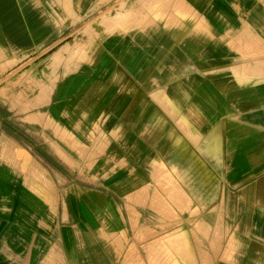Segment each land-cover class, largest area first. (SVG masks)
Returning a JSON list of instances; mask_svg holds the SVG:
<instances>
[{
    "label": "crops",
    "instance_id": "obj_1",
    "mask_svg": "<svg viewBox=\"0 0 264 264\" xmlns=\"http://www.w3.org/2000/svg\"><path fill=\"white\" fill-rule=\"evenodd\" d=\"M0 264H264V0H0Z\"/></svg>",
    "mask_w": 264,
    "mask_h": 264
},
{
    "label": "rangeland",
    "instance_id": "obj_2",
    "mask_svg": "<svg viewBox=\"0 0 264 264\" xmlns=\"http://www.w3.org/2000/svg\"><path fill=\"white\" fill-rule=\"evenodd\" d=\"M125 5V3L123 4ZM113 11V7L109 8L108 11L106 12V14H111ZM58 21H59V26L64 24V18L62 17V14L59 12L58 15ZM81 17H75V20H74V28H73V36H74V40L76 43H78V41H80V37L82 36V28H81V23L79 22ZM90 29V32L91 34L93 33V27L90 26L86 28V33L87 31ZM71 32V31H70ZM65 38H66V34H65V29L62 30V32H60L59 34V37H58V50H62L63 52L65 51V45H64V41H65ZM75 43V50H77V46H80V45H76ZM58 62H60V58L57 59Z\"/></svg>",
    "mask_w": 264,
    "mask_h": 264
},
{
    "label": "bare ground",
    "instance_id": "obj_3",
    "mask_svg": "<svg viewBox=\"0 0 264 264\" xmlns=\"http://www.w3.org/2000/svg\"><path fill=\"white\" fill-rule=\"evenodd\" d=\"M70 7V6H69ZM31 62V61H30ZM25 64V63H24ZM2 146H3V144H2ZM5 147V146H4ZM3 149V148H2ZM4 150V149H3ZM5 152V151H4ZM12 154V153H11ZM11 156V155H10ZM7 157V156H6ZM13 157H15V156H13ZM68 157V156H67ZM67 160V159H66ZM78 165V164H77ZM73 168V167H72ZM166 186H168V185H166ZM171 192V191H170ZM167 194H168V192H167ZM172 194V193H171ZM172 197H173V194H172ZM176 199V198H175ZM163 200H161V202H162ZM177 202V201H176ZM166 208V207H165Z\"/></svg>",
    "mask_w": 264,
    "mask_h": 264
}]
</instances>
